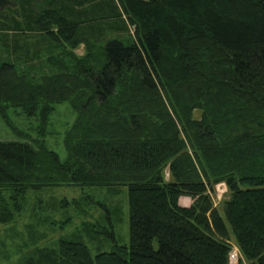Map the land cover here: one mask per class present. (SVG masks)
Returning a JSON list of instances; mask_svg holds the SVG:
<instances>
[{
	"label": "trees",
	"instance_id": "trees-1",
	"mask_svg": "<svg viewBox=\"0 0 264 264\" xmlns=\"http://www.w3.org/2000/svg\"><path fill=\"white\" fill-rule=\"evenodd\" d=\"M81 44L73 68L27 74L44 69L46 46L54 59ZM0 48L13 58L0 59V116L13 130L10 108L38 117L42 135L55 105L78 112L63 161L25 132L0 140V222L48 187L127 186L130 205L127 245L105 208L103 222L20 264H230L231 239L264 264V0H0ZM85 234L114 247L93 255Z\"/></svg>",
	"mask_w": 264,
	"mask_h": 264
},
{
	"label": "rangeland",
	"instance_id": "rangeland-1",
	"mask_svg": "<svg viewBox=\"0 0 264 264\" xmlns=\"http://www.w3.org/2000/svg\"><path fill=\"white\" fill-rule=\"evenodd\" d=\"M40 1V0H38ZM5 12L10 13L9 9ZM7 30L9 37L15 38L13 31ZM40 36V34H35ZM36 38H39V37ZM44 42L47 41L45 40ZM47 49V46H46ZM44 49L41 61L44 69L36 74H30L25 68V61L21 59L17 69L29 74L39 81L43 75L63 71L64 62L72 67L76 58L83 57L87 52L85 44L76 48L55 47L52 52L54 59L49 57L50 50ZM76 57V58H75ZM1 60H12L13 58L0 48ZM16 60V59H15ZM73 68V67H72ZM9 115L13 125L22 133L13 130L0 116V140H22L25 138L23 132L35 138L44 139L47 146L56 151L63 161L68 156L65 146V136L68 129L78 118V112L69 102L55 105V110L50 114L48 123L45 125V134L39 131L40 119L36 116H28L21 109L10 108ZM200 112L195 111V116ZM168 177V174H167ZM215 206L221 208V203L228 198L227 187L220 183L216 191L211 194ZM76 200L67 208L60 207L61 200ZM181 204L189 206L192 199L188 196L180 198ZM108 208L116 231V237L121 245H127L130 241V205L127 186L120 187H48L39 190H30L27 194L23 209L15 217L7 222H0V264H20L33 256L37 249L43 247H55L59 239L71 236L83 229V222H103ZM222 209V208H221ZM70 217L71 221L63 223ZM101 239L89 234L84 235L92 254L95 255L96 245L104 243V249L111 250L114 242L111 238ZM231 243L239 254V259L234 264H249L242 254L236 242Z\"/></svg>",
	"mask_w": 264,
	"mask_h": 264
},
{
	"label": "built area",
	"instance_id": "built-area-1",
	"mask_svg": "<svg viewBox=\"0 0 264 264\" xmlns=\"http://www.w3.org/2000/svg\"><path fill=\"white\" fill-rule=\"evenodd\" d=\"M238 259H239V254H238L237 250L234 248V246L232 245V249L229 253V262H230V264H234L238 261Z\"/></svg>",
	"mask_w": 264,
	"mask_h": 264
}]
</instances>
